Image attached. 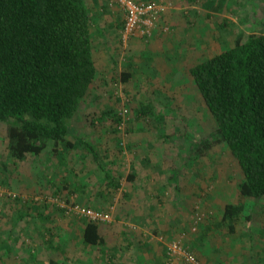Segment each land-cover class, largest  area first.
I'll list each match as a JSON object with an SVG mask.
<instances>
[{"label":"rangeland","instance_id":"374dc122","mask_svg":"<svg viewBox=\"0 0 264 264\" xmlns=\"http://www.w3.org/2000/svg\"><path fill=\"white\" fill-rule=\"evenodd\" d=\"M86 1L96 75L67 122V139L84 135L97 144L119 186L111 191L80 147L63 158L50 150L11 158L0 122V264H158L150 254L162 258L170 240L188 245L205 264H264V196L245 199L235 232L218 221L222 205L237 200L242 175L225 144L195 149L216 123L188 71L235 37L264 32V0H155L161 8L154 33L138 39L121 36L124 16L116 0ZM144 140L155 152L140 165ZM147 170L168 175L179 191L157 193L158 207L147 212L159 217L157 226L133 230V212L123 205L127 177ZM75 203L108 214L98 222L107 229L102 246L82 242L87 219L64 207Z\"/></svg>","mask_w":264,"mask_h":264},{"label":"trees","instance_id":"16d2710c","mask_svg":"<svg viewBox=\"0 0 264 264\" xmlns=\"http://www.w3.org/2000/svg\"><path fill=\"white\" fill-rule=\"evenodd\" d=\"M90 14L85 0H0V122L6 123L11 158L48 150L63 158L59 144L63 150L81 147L107 180L112 176L96 146L78 135L67 139V122L96 75ZM188 71L216 123L208 137L196 139L195 149L225 144L242 175L237 200L225 202L218 218L233 233L245 199L264 196V32L235 37L229 48ZM121 79L127 80L128 73ZM244 217L250 231L251 213ZM98 225L84 222L83 243L104 244Z\"/></svg>","mask_w":264,"mask_h":264},{"label":"crops","instance_id":"0c3cea01","mask_svg":"<svg viewBox=\"0 0 264 264\" xmlns=\"http://www.w3.org/2000/svg\"><path fill=\"white\" fill-rule=\"evenodd\" d=\"M92 1L95 3L97 2L98 4H101L105 0H92ZM85 3H86V6H88L86 0H85ZM88 9H89V7H88ZM121 25H122V23L119 24L118 26L121 27ZM134 36H138L137 39L138 38H145V37H142V36L137 35V34ZM151 36H149L147 38H150ZM92 47H93V43H92ZM92 57H93V55H92ZM125 73H127V72H125ZM128 77H129V73H128ZM78 136H82V135H78ZM72 137H73V135H72ZM82 137L89 139L87 136H84V135ZM89 140L96 146L98 153H99V161L101 162L102 157H101V153H100L101 151L98 149L99 147L91 139H89ZM71 141H73V139ZM152 143H155V141H153ZM139 144L145 145L144 150L142 149V146H140L142 149V151H141L142 156H140L138 161H139V164L142 165L143 163H146L149 158L151 159V155H152V153L155 152V150L153 149L154 147L151 146L150 141H148V140L141 141V142H139ZM75 148H77V147H74V148L68 149V150H63L61 148L62 150H59V153L65 155V154L69 153L70 150H73ZM81 149H83V148H81ZM105 152H106V149H104V153ZM93 163H94V161H93ZM150 163L153 164L154 162L151 161ZM95 166H96V164H95ZM102 166H103V164H102ZM106 171L108 173H110L112 178L105 180L103 177L104 174L101 171L103 174L102 175V179H103L102 182L106 186H108L109 189H111V191H112L113 187L119 186V183H118V181H116V179L113 177L112 173L109 170H106ZM154 172L155 171H152V170H147L146 173L139 171L136 173V175L135 174H129V176L127 177V179H129L128 188H127V192L124 194L127 199H123V202H124L123 205L126 204V207L133 212L132 215L135 218V220L132 223L133 230H135L136 226L138 228H143V230H145V228H149L150 226H152V227L157 226L158 223H155V220L157 221V219H159V217L147 215L148 211H152L151 209H155L156 207H158V204L156 203L157 199L154 197L157 193L160 192L161 194H163L164 192L168 191V188L175 189L176 191H179L177 182L173 181L171 177H169L168 175L166 177L165 176L160 177ZM158 179L160 180V182ZM140 196H142V198ZM140 216L147 217L148 220L146 218L142 219V218H140ZM148 222H150V226L147 225ZM116 227H119V226L116 225ZM98 231H99V234L102 237H104V232L107 231L106 226H103V224L102 225L99 224L98 225ZM149 231H151V230H149ZM131 235L135 238V237H138L139 234H131ZM126 236H128V235H126ZM141 240L144 241V239H141ZM129 241H131V238H129ZM166 243L167 242H165V244H164L165 247H166ZM157 253L158 252H156V251L151 252L150 257H152V258L156 257L159 260H161L160 261V262H162L161 264H165V258H163L165 252H163V254L161 255L162 258L160 256H158Z\"/></svg>","mask_w":264,"mask_h":264},{"label":"built area","instance_id":"2783aa9c","mask_svg":"<svg viewBox=\"0 0 264 264\" xmlns=\"http://www.w3.org/2000/svg\"><path fill=\"white\" fill-rule=\"evenodd\" d=\"M116 1L124 16L121 36L124 39L136 34L145 38L149 37L155 27L161 8L160 4L155 0L142 2L138 0ZM64 207H66V211H73L78 215H82L87 221L101 222L108 219L107 213L78 203ZM202 215L201 211L195 214V223L201 219ZM165 255L170 262L181 260L185 264H205L178 240H170L166 243Z\"/></svg>","mask_w":264,"mask_h":264}]
</instances>
